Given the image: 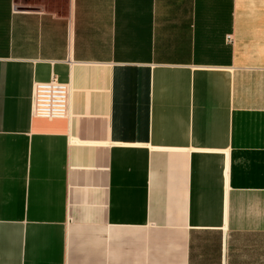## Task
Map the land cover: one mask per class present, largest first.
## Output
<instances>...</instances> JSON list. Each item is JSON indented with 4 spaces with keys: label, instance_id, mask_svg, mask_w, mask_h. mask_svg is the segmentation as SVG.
Returning a JSON list of instances; mask_svg holds the SVG:
<instances>
[{
    "label": "crops",
    "instance_id": "obj_1",
    "mask_svg": "<svg viewBox=\"0 0 264 264\" xmlns=\"http://www.w3.org/2000/svg\"><path fill=\"white\" fill-rule=\"evenodd\" d=\"M0 264H264V0H0Z\"/></svg>",
    "mask_w": 264,
    "mask_h": 264
},
{
    "label": "built area",
    "instance_id": "obj_2",
    "mask_svg": "<svg viewBox=\"0 0 264 264\" xmlns=\"http://www.w3.org/2000/svg\"><path fill=\"white\" fill-rule=\"evenodd\" d=\"M71 90L69 83L57 77L36 82L32 91L33 115L47 119L68 117L72 106Z\"/></svg>",
    "mask_w": 264,
    "mask_h": 264
}]
</instances>
